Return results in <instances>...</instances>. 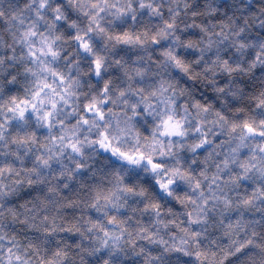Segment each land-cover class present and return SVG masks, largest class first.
Returning <instances> with one entry per match:
<instances>
[{"label": "clouds", "instance_id": "obj_1", "mask_svg": "<svg viewBox=\"0 0 264 264\" xmlns=\"http://www.w3.org/2000/svg\"><path fill=\"white\" fill-rule=\"evenodd\" d=\"M0 264H264V0H0Z\"/></svg>", "mask_w": 264, "mask_h": 264}]
</instances>
